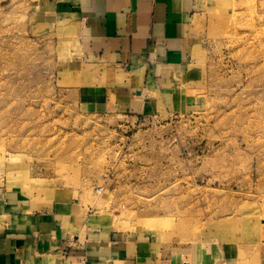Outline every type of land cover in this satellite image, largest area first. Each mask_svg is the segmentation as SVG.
Masks as SVG:
<instances>
[{
    "label": "rangeland",
    "instance_id": "rangeland-1",
    "mask_svg": "<svg viewBox=\"0 0 264 264\" xmlns=\"http://www.w3.org/2000/svg\"><path fill=\"white\" fill-rule=\"evenodd\" d=\"M42 1L0 0V185L195 264H264V0H197L199 98L144 117Z\"/></svg>",
    "mask_w": 264,
    "mask_h": 264
},
{
    "label": "crops",
    "instance_id": "crops-1",
    "mask_svg": "<svg viewBox=\"0 0 264 264\" xmlns=\"http://www.w3.org/2000/svg\"><path fill=\"white\" fill-rule=\"evenodd\" d=\"M46 17L69 20L80 59L116 72L115 104L136 116L192 105L203 70L195 64L197 0H43ZM129 77H127V76ZM76 197L46 199L0 185V264H195L182 251L154 250L141 237L78 221Z\"/></svg>",
    "mask_w": 264,
    "mask_h": 264
},
{
    "label": "bare ground",
    "instance_id": "bare-ground-1",
    "mask_svg": "<svg viewBox=\"0 0 264 264\" xmlns=\"http://www.w3.org/2000/svg\"><path fill=\"white\" fill-rule=\"evenodd\" d=\"M256 1V0H255ZM238 10V9H237ZM248 10H249V8H248ZM252 11V10H251ZM251 11L249 12V13H251ZM230 13V12H229ZM241 13V12H240ZM253 14V13H252ZM235 17V16H234ZM248 17V16H247ZM231 19V17L229 18V20ZM247 19V18H246ZM253 19V18H252ZM247 20H249V19H247ZM233 21H235L234 19H233ZM238 21V20H237ZM235 23H238V22H236L235 21ZM230 25V24H229ZM235 25H242V23H240V24H235ZM255 26V25H254ZM256 27V26H255ZM229 28V27H228ZM232 28V27H231ZM235 29V28H234ZM228 31V30H227ZM225 32V31H224ZM230 34V33H229ZM257 34H259V33H257ZM246 37V36H245ZM247 38V37H246ZM240 39V38H239ZM244 39V38H243ZM257 39V38H256ZM264 40V39H263ZM247 45V44H246ZM259 48H261V47H259ZM254 58V57H253ZM263 61H264V59H263ZM257 64H258V62H257ZM180 221V220H179ZM186 222V221H185ZM112 223H110V225H111ZM114 225V224H113ZM183 225V224H182ZM183 228V227H182ZM180 229H181V227H180ZM185 230V229H184Z\"/></svg>",
    "mask_w": 264,
    "mask_h": 264
}]
</instances>
